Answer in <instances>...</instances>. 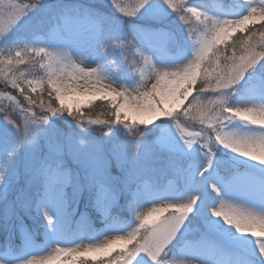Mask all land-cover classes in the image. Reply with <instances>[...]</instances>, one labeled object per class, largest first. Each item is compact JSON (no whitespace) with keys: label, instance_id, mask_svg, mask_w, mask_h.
<instances>
[{"label":"snow or ice","instance_id":"6c2138e0","mask_svg":"<svg viewBox=\"0 0 264 264\" xmlns=\"http://www.w3.org/2000/svg\"><path fill=\"white\" fill-rule=\"evenodd\" d=\"M108 2L114 18L62 0H0V40L24 45L0 55V73L7 69L5 84L28 104L0 92V264H264V208L224 198L239 180L231 156L264 165V0H218L214 8L189 0ZM99 24L117 34L105 40ZM41 34L49 38L25 43ZM68 35L73 45L57 42ZM81 40L94 47L96 67L73 60L83 55ZM129 47L144 68L135 57L107 59L109 48L120 55ZM37 65L44 76L29 79ZM121 72L135 84L116 83ZM38 89L54 93L58 105H38L28 94ZM96 99L110 105L109 119L87 121L101 126L102 138L85 130L82 112ZM181 108L207 127L187 131ZM114 123L132 139L118 141ZM159 155L167 157L171 188L155 179ZM261 189L264 198V182Z\"/></svg>","mask_w":264,"mask_h":264},{"label":"rangeland","instance_id":"374dc122","mask_svg":"<svg viewBox=\"0 0 264 264\" xmlns=\"http://www.w3.org/2000/svg\"><path fill=\"white\" fill-rule=\"evenodd\" d=\"M13 2H17V3H29L32 2V0H13ZM41 2H55V0H41ZM63 3L70 5V6H77V7H81V8H90L93 9L94 11H96L97 13L101 14L102 16H107V17H115L117 15V13L114 11V9L110 6L108 0H62ZM122 3L124 4H133L135 2V0H121ZM190 3H192L193 5L198 4V3H205L207 4L210 8H214L218 2V0H189ZM8 3V0H5V4ZM189 16H191V14H189ZM190 24H194L195 23V18L192 17L189 20ZM181 24H183V22H181ZM100 27H102L104 29L105 35H104V39L107 40L109 35H116L117 33L112 31V25L109 24H99ZM251 27V26H250ZM257 28L260 27V25H256ZM178 32L180 33V38L182 39L183 36V32L182 29H177ZM239 33V32H237ZM235 33V34H237ZM233 34V35H235ZM18 36H25V33H17ZM199 37V33L196 34V36H193L192 39L195 40ZM49 37H46L45 35L41 34L38 35L36 37H31L29 36L26 40L25 43L28 44L29 46H31V40L32 39H37V40H45ZM51 38L56 39L55 36H51ZM13 39H15V37H13ZM129 44L131 42V37L128 38ZM58 43H63L65 45H73L76 41L75 38L71 35L68 36H64L59 38V40L57 41ZM113 43H115V41H113ZM80 48L79 50L83 52L82 56H73V60L76 61V63L80 64L81 67H85L87 68L88 66L91 67H96L95 63H91V60L89 58V52H91L93 54V58L95 56V49L94 47L87 41V40H81L79 42ZM223 47V46H221ZM19 48V50H21L23 52L24 49V45H14L11 41H9L7 44H4L2 40H0V55H7L8 51L11 49L13 54L14 52ZM117 52L119 51V49L117 48L116 50ZM108 60H117L118 62L120 60L123 59L124 56H126L129 60V62H133V57H135V60H140V64L137 65V68H144V64L143 61L140 58V55L138 52H136L135 49L129 47L127 48L122 54L117 55L116 53H114L112 48L108 49ZM147 55H151L150 53H148ZM29 59L28 56H25V60L27 61ZM189 59H191V57H189ZM184 63H187V61H184ZM116 66H119V63L117 65H113V68L115 69ZM17 67H19L21 69V71H26L27 67L26 65H18ZM38 69H35L33 71H35L36 73H38L39 75L36 76H29V79H39L40 77L44 76V71L42 69H39V66L37 65ZM179 67H183V65H179ZM172 70H175L174 68ZM146 71V69H145ZM7 75V69L4 70V72L0 73V92H6V93H11L12 95L17 96V98L20 101L21 106L23 107H28L27 101L24 99L23 96L20 95V93L14 89H12L10 86H7L4 82L3 76ZM17 75H19V73H17ZM136 75L138 76L139 73H136ZM113 79L116 81V83L122 84V85H128V86H133L136 82V77L131 74V73H126V72H121L119 74H117L116 76H113ZM155 82V78L154 75L152 77L151 80H149L147 82V90H150L151 88V84ZM81 83H83V81H81ZM202 84L200 81L197 82L196 87L199 88L201 87ZM30 95L33 96V98H37L38 99V105H39V99H43L45 106H47L49 103L53 104V105H58V102L55 101L54 96L55 94L53 93L52 97H49L47 94V91H44L42 94L40 93V90H37V93H31L29 90ZM209 98H212L211 93L208 94ZM191 99V97L189 98ZM6 102V101H5ZM98 102H102L104 104H106V114L105 113H97L95 112L94 115H92L91 113L93 112L91 110V108H93L95 105L98 104ZM187 103V102H186ZM35 106L33 108V111H35V113L37 115H41L42 114V110L40 109L39 106ZM97 107V106H95ZM110 105H108V103L106 101H103L101 99H96L95 101H93L91 104H86L82 107V112L84 114V119H85V130L89 132V135L93 138H102L103 137V132L101 131V126L99 125H91V124H87V121L89 119H100V120H105V119H109L108 116V111H109ZM177 112L180 113L179 115V119H180V123L182 127H186L187 131L189 132H195V131H199L201 128H206L207 124L205 123L204 125H201L199 122V118L198 116H184L183 112L184 109H178L176 110ZM51 115V114H49ZM57 115L60 116H64L66 115V113H57ZM173 115H176V112L173 113ZM130 122V121H129ZM158 123V121H156ZM58 126L63 127V128H67V126L64 124V122L61 121H57ZM153 125H148L147 127H152ZM137 129H145L146 126L144 125H136ZM112 129L113 131H115L116 133V139L118 141H120L121 143L130 141L132 139L131 134L128 132L127 129H125L123 127L122 124H113L112 125ZM104 131L106 132L107 129H104ZM150 138V134L147 133V131L145 130L143 133L140 134V139L147 141ZM231 156V154H230ZM67 163L68 166L70 168L74 167V163L72 160V156L69 155L67 158ZM235 163V165L238 166L237 168V172L239 174V180L232 185L226 192L224 195L225 199H231L234 203L237 204H241L244 205V203L248 202V197L252 196L253 198L256 197L258 199L259 202H261L259 200V198H261L260 193L261 191L257 190V187H255L257 184L256 183H260L262 184V182H264V165H259V164H255L251 161H245L243 158H238L235 156H231V159L229 160V163ZM155 167L158 169L156 175H155V179L158 180V182L162 185H164L167 188H171L172 187V183H171V177L169 175H166L165 173V169L167 168V157L164 155H159L156 159V164ZM234 198V199H233ZM264 201V199H263ZM264 206V202H261ZM152 205H148V207H151ZM246 206V205H245ZM147 208L144 209V211H146ZM259 210V209H258ZM78 211L79 212H84L85 208L83 203H81L78 206ZM91 213V209L88 210ZM79 217H77L78 219ZM131 219H135V213H132ZM92 220L94 222L95 227L98 230H102L103 225L96 219L95 215H92ZM127 222V220L125 221ZM31 223V222H29ZM132 227H135V224H132ZM128 231H131V227L128 228ZM0 239H3L2 235H0ZM104 239L103 236L100 237V239L98 241H94V242H102ZM41 242H42V238H41ZM88 240L85 239L84 243H87ZM74 246V245H72ZM241 247H244V245H241Z\"/></svg>","mask_w":264,"mask_h":264},{"label":"trees","instance_id":"16d2710c","mask_svg":"<svg viewBox=\"0 0 264 264\" xmlns=\"http://www.w3.org/2000/svg\"><path fill=\"white\" fill-rule=\"evenodd\" d=\"M242 34L241 33H237V34H235V35H233V37H232V40H236V39H238L240 36H241ZM232 41H229V43H231ZM35 69H38V67L36 66V68ZM34 69V70H35ZM36 75H39L38 73H36L35 71H34V75L33 76H36ZM95 106H97V107H95ZM93 108H91V110L93 111L91 114L92 115H94V113L95 112H97V113H100V112H102V113H105L106 114V104H104V103H102V102H98V104L97 105H95ZM100 111V112H99Z\"/></svg>","mask_w":264,"mask_h":264},{"label":"bare ground","instance_id":"6f19581e","mask_svg":"<svg viewBox=\"0 0 264 264\" xmlns=\"http://www.w3.org/2000/svg\"><path fill=\"white\" fill-rule=\"evenodd\" d=\"M256 164V163H255ZM252 199L253 198H251V201H252ZM254 203L256 204V206L254 207V208H256V209H261V208H264L263 207V204L261 203V202H259V201H255L254 200ZM245 206V205H244Z\"/></svg>","mask_w":264,"mask_h":264}]
</instances>
